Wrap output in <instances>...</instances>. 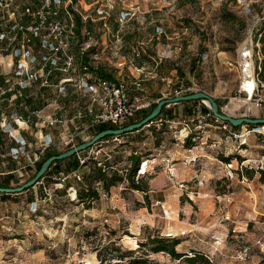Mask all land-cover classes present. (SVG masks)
<instances>
[{
	"label": "rangeland",
	"instance_id": "obj_1",
	"mask_svg": "<svg viewBox=\"0 0 264 264\" xmlns=\"http://www.w3.org/2000/svg\"><path fill=\"white\" fill-rule=\"evenodd\" d=\"M100 4L107 5L106 25L103 21L86 24H91L88 29L93 37L106 47L100 69L109 77L118 75L114 64L119 46V56L136 59L144 71L133 76L132 70L126 67L117 77L136 76L144 80L142 95L151 104L173 98L176 91L192 88L194 91L190 94L205 92L215 97L220 110L229 116L264 118V108H255L242 100L239 73L240 51L251 40L255 42L257 29L264 20V0H247L244 7L237 0H74L69 11L80 27L82 16L93 15ZM122 12L132 14L121 22ZM10 25L0 10V34L9 32ZM166 33L176 34L169 36L170 39ZM238 39L242 41L233 50ZM15 46L16 43L0 40V79L9 76V55ZM74 53H79L77 47ZM39 91L34 90L33 106L42 109L51 104L44 115L58 112L56 107L64 105L69 106V117L73 115L78 102L75 95L69 102L55 104L54 88H47L45 100L36 98ZM25 100L4 97L0 103L7 116L19 113L25 118L32 112ZM212 119L207 122L213 126H206L204 130L207 138L197 140L203 150L195 151L199 159L193 166L197 169L200 159L210 161V177L191 182L180 178L181 172L193 163L189 161L190 153L175 138L174 130L167 127L163 128L166 131H158L152 125L123 137L114 153L115 163L123 175L132 165L130 156L136 155L140 160L139 170L142 161H150L142 174L156 177L161 173L166 181L161 185L166 192L151 194L149 200L141 191L130 189L128 181L111 188L108 194L102 186L94 184L104 200L93 204L95 211H87L72 190L64 191L53 185L51 176L55 174H50L27 194L10 195L6 200L0 197V264H99L97 251L102 250L103 255L109 256V253L116 255L118 249L137 250L147 237L158 235L183 239L178 250L187 251L189 257L194 251L214 254L213 264H264V250L258 244L262 240L258 223L264 219V178L257 169L250 168L258 165L264 156V129L262 133L253 130V125L252 128L245 126L237 131L241 138H236L219 130L220 122ZM32 122L28 130L20 133L35 147L41 126L40 123L35 126L37 118H32ZM82 123L74 121L75 126ZM13 125L20 126L18 122ZM49 132L58 143L49 149L66 151L68 147L61 144L65 136L62 129L44 128V133ZM0 134L4 135L5 143V150L0 151V173L17 169L11 188L19 187L35 174L36 166L25 161L9 164L7 154L12 141L1 129ZM89 134L93 138L94 129ZM164 138L171 145L164 143L160 147ZM202 154L208 157L200 158ZM221 155L234 156L230 160L233 168L224 165L227 162ZM247 160L250 164L241 166ZM92 172L91 165L80 169L81 177ZM140 181L147 183L145 178ZM67 182L77 188L85 185L75 179ZM112 194L117 195L113 202ZM225 195L231 199L230 203L224 200ZM246 245L251 246V255L247 261L240 262L235 259L236 251ZM149 257L159 264H188L186 259L174 260L166 253H151Z\"/></svg>",
	"mask_w": 264,
	"mask_h": 264
},
{
	"label": "built area",
	"instance_id": "obj_2",
	"mask_svg": "<svg viewBox=\"0 0 264 264\" xmlns=\"http://www.w3.org/2000/svg\"><path fill=\"white\" fill-rule=\"evenodd\" d=\"M20 2H22V5L19 4ZM246 3L247 0H237V4L242 7ZM70 6L73 8L74 0H0V10L11 23L10 31L1 33L0 40L16 43L9 55L11 60L8 64L11 68L9 76L0 79V99L4 97L16 100H25L28 97L34 98L35 88L45 91L44 94L47 88L48 90L54 88L56 98L52 101L54 100L55 104H58V101H71L69 98L72 95H75L74 98L78 99L71 117L68 115L69 106L67 105L60 108L57 106L55 110L58 112L53 111L49 115H44V111L51 104L39 110L31 109L32 112L25 118L19 113L7 116L4 107L0 103V129L12 141L7 156L14 162L21 163L25 161L29 165L35 166L42 159V154L46 150L58 144L52 134L44 133V128L62 129V134H65V136L61 144L74 148L80 142H86L92 138L89 134L91 129H95L100 125H111L116 129L124 128L152 105L142 95L144 80H140L136 76L131 79L117 77L126 67L132 70L131 74L133 76L140 75L144 71L136 64V59L127 60L125 57H120L119 46L116 47L115 58L117 60L114 64L118 75L112 77L99 75L103 50L106 47L93 37L86 23L88 21H103L106 25L109 18L107 5L100 4L93 15L82 16L80 27L71 11H69ZM121 14L124 15V17H120L122 22L132 13L122 12ZM75 47L79 50L77 54L74 53ZM259 48L260 43L251 40L240 51V95L244 103L262 109L264 108V83L259 77L260 62L262 60L260 52H256V49ZM136 56L139 57L140 52ZM192 91H194L192 88L176 91L174 97L185 96L186 93ZM44 94H42L43 97ZM39 95L38 93L36 96L39 97ZM82 101L83 104L85 102L84 105ZM167 108H170V106ZM207 108L211 111L209 105ZM212 115V113L209 114V116L214 117ZM32 118H37L35 126H38L39 123L41 126L37 133L35 147L20 133V130H28L32 126ZM214 119L221 124L220 127H217L219 130H225L229 132L230 136L241 138L242 135L238 134L237 131H233L229 124L223 123L215 117ZM75 120L84 121V123L75 126ZM13 122L21 124L16 128ZM152 125L158 131H162L165 125L174 130L175 138L190 153V163H196L199 159L197 154L194 155L195 151L203 150L199 148L197 140L207 138L204 130L206 126H213L207 122V117L201 114L183 120L161 117L149 124L148 127H152ZM245 126L247 125L242 127ZM263 129L264 127L253 128V130H260L262 133ZM123 137H105L93 147L77 153L79 169L69 173L64 170L59 171L51 176L54 180L53 185L59 186L58 189L62 190L70 184L67 191L72 190L73 194L76 195V187L67 181L75 179L81 182L83 178L80 175V169L85 168L88 162H94L104 170L118 172L123 175V170H119L115 163L114 155L115 149L122 144ZM187 139H191L195 146L185 147ZM201 144H204L203 141H201ZM248 161L250 160L242 162L241 166L245 164V166H248L250 164ZM149 162L148 159L142 161V168L138 171V176L146 175L142 174V169L145 165L148 168ZM224 165L229 169L233 168L231 162ZM253 167L259 172L264 171V156L258 161V165H251L250 168L253 169ZM151 170L154 171L155 168H151ZM171 175L173 176V173ZM198 177L199 174L195 179H198ZM97 185L101 186V183ZM225 198L224 200L227 203L231 202L228 196L225 195ZM258 225L261 226L264 236V221L258 223ZM258 244L264 250L263 241H258ZM251 250V246H243L236 251L235 259L240 262L247 261L251 255ZM204 254L209 262L213 264L215 255L212 253Z\"/></svg>",
	"mask_w": 264,
	"mask_h": 264
},
{
	"label": "trees",
	"instance_id": "obj_3",
	"mask_svg": "<svg viewBox=\"0 0 264 264\" xmlns=\"http://www.w3.org/2000/svg\"><path fill=\"white\" fill-rule=\"evenodd\" d=\"M231 16L233 18H235V15H231ZM89 27H91L90 23L88 24V28ZM257 31H258V33H257V37L255 38V42L260 43V48L256 49V52L259 51L261 56H262V60L260 62L261 71L259 72V77H260V80L264 83V20L260 23V26L257 29ZM258 36H260V37H258ZM239 41H242V40L238 39L234 42L235 46L233 47V50H235L237 48V42H239ZM257 64H258V61H257ZM99 75H101L103 77H109L103 70L99 71ZM42 92H43L42 90L39 92V94H40L38 97L39 100H45V95H44V97L42 96V94H44L45 91L43 93ZM34 101L35 100L33 97H28L25 100L26 104L29 105L32 110H39V108H40L39 106H37V107L33 106ZM200 102L201 101H191L189 103H193V104L197 105ZM216 102L218 103L219 107H221L220 103L217 100H216ZM180 104L181 103H179L175 106L177 107ZM156 106H157V104H152L147 110H144L142 113H140V115L138 116L137 119L131 121L130 123H128L124 127H127L129 125H132V124H135V123L142 121L144 118H146L153 111V109ZM203 109L206 111H209L211 113V111L206 106H203ZM169 110H171V109H169ZM169 110L166 109V106L163 107L162 112L160 113V115L156 119H154V121L159 119L160 116H162L164 114V112L169 111ZM189 113L192 114V109L189 110ZM230 126H231V129L233 131H239L243 125L239 126V127H233L232 125H230ZM247 126L252 128V125H247ZM255 127H264V126L258 125ZM110 129H116V127H113L111 125L97 126L94 129L93 135L95 136V135H97L103 131L110 130ZM141 130H143V128L138 130V131H141ZM163 131H166V130L164 129ZM134 132H136V131H134ZM3 136H4L3 134H0V151L5 150V147H4L5 143H4L3 138H2ZM123 136H126V135H123ZM81 143L82 142H80L79 144H81ZM192 146H195V143H193L191 141V139H187L185 141V147L191 148ZM70 149L71 148L68 147V149L66 151H68ZM66 151H64V152H66ZM62 153L63 152L53 151L51 149L46 150L44 155L42 156V159L35 165L36 166V172L33 176H31L30 180L35 177V175L39 172L43 163L47 159H49L52 156L60 155ZM221 158L225 162H230V160L234 159V156L226 157L224 155H221ZM9 160H10L9 164H13V161L11 159H9ZM130 162L132 163V165L130 166L129 170L128 169L125 170L127 173L126 175H122L118 172H109L108 170H104L102 167H98L96 165V163H94V162L86 163V167H89V165H91V170H93V172L90 173L89 175L82 177L83 179L81 182L77 181L78 183H83L85 185H84V187H80V188L76 187V200H78L79 203L82 204L87 210H90L93 208V204L101 198V194L93 187L94 184L101 183L102 188L108 194V193H110L111 188H113L116 185H118L119 183H123L125 181L129 182V186H130L129 188L130 189L136 190V191H141L142 193H144L145 196H147L148 191H149L148 178H150V176L149 175L138 176L140 160H138V157H136V155L130 156ZM60 165H64L65 171L68 173L79 169V161L77 159V155H74L68 159H64L62 161H57V162L53 163L51 165L50 169L48 170V172L45 174L44 179L47 177H50L51 171L55 167H58ZM16 170L17 169L13 168L7 172H1L4 174L0 173V176H2V177H0V187H2V188H11L12 187L11 185H12V182L14 180V171H16ZM261 175H262V178H264V171H261ZM141 178H145L147 180V183L143 184L142 181H140ZM69 185H67L65 187V189H63V190L64 191L67 190V187ZM31 190H32V188L26 192H30ZM9 196L10 195L0 193V197L4 198L5 200L8 199ZM182 243H183V239H181L180 237H172L171 236V238H169V237H162L160 235L154 236V237L149 236V237H147V239L145 241L139 243L137 250H120V249H118L116 255L109 253V256L107 254L103 255L102 250H100V251H97V258L99 260V264H159L157 261H155L154 259H151L149 257L150 254L151 253H166V254L170 255L174 260L186 259L188 264H211L209 262V260L206 258L205 254L201 251H194L192 253V255H190V257L188 256V252L185 253V252L179 251L178 247Z\"/></svg>",
	"mask_w": 264,
	"mask_h": 264
},
{
	"label": "water",
	"instance_id": "obj_4",
	"mask_svg": "<svg viewBox=\"0 0 264 264\" xmlns=\"http://www.w3.org/2000/svg\"><path fill=\"white\" fill-rule=\"evenodd\" d=\"M190 101H201L204 104L208 102V105L211 109V112L213 116L222 121L223 123L230 124L233 127H239L242 125H263L264 126V118L262 119H252L248 117H242V118H234L232 116H229L225 113H223L220 110V107L218 103L216 102L215 97L205 93V92H196L190 95L185 96H176L173 98H166L162 99L157 103V106L153 109V111L142 121L129 125L127 127L121 128V129H110L103 131L97 135H95L93 138H91L89 141L82 142L81 144L77 145L74 148H71L70 150L63 152L60 155L52 156L49 159H47L39 172L35 175L34 178L29 180L28 182L24 183L23 185L15 188H2L0 187V193L1 194H7V195H18L23 194L26 191L30 190L31 188H35L37 185L41 183V181L44 179L45 174L50 169L51 165L57 161H62L64 159H68L77 153L83 152L87 150L88 148L93 147L95 144L100 142L102 139L108 136H123L130 133H133L134 131H138L142 128L147 127L149 124H151L154 119H156L160 113L162 112L163 107H168L171 105H177L182 102H190ZM208 105H206L208 107Z\"/></svg>",
	"mask_w": 264,
	"mask_h": 264
},
{
	"label": "crops",
	"instance_id": "obj_5",
	"mask_svg": "<svg viewBox=\"0 0 264 264\" xmlns=\"http://www.w3.org/2000/svg\"><path fill=\"white\" fill-rule=\"evenodd\" d=\"M179 30V29H178ZM167 34V33H166ZM176 33H172V34H167L168 35V38H170L169 36H172V35H175ZM171 39V38H170ZM169 62V61H168ZM171 62V61H170ZM185 95H190L189 94H185ZM191 102V101H190ZM201 103H198L197 105L193 104V103H189V102H182L180 105H178L177 107H175L174 109H167L169 111H166L164 112V114L161 117H164V118H169V119H176V120H183V119H187V118H191V117H195L197 115H204L207 117V120L208 121H212L214 117H211L209 116L210 112L209 111H206L203 109V106L200 105ZM175 106V105H174ZM192 109V114L189 113V110ZM179 111V113H178ZM212 113V112H211ZM24 116V115H23ZM213 116V115H212ZM21 124V123H19ZM168 126L165 125L164 128H167ZM169 128V127H168ZM140 132V131H139ZM221 132V131H219ZM50 133V132H49ZM134 133V132H133ZM52 134V133H50ZM131 135L130 134H127L126 136H129ZM166 143L168 146L171 145V142H169V139H166L164 138L163 141L161 142V145L160 147H162V145ZM202 149V148H201ZM186 151V150H185ZM202 151V150H201ZM187 156V155H185ZM208 156L207 155H204L202 154L200 158H207ZM190 158V157H189ZM190 160V159H189ZM197 163H193L191 166L192 167H189L186 171L184 170L183 172H181V175H180V178L184 181V182H191L192 180L195 179V177L199 174V177L198 179H201L202 177H210V171H209V165L211 164L210 161L206 160V159H200L198 164L200 166H202V168H200V166L197 167V169H194L193 166H196ZM64 170L65 171V167L64 165H60L58 167H55L50 174H56L58 173L59 171H62ZM16 172V171H14ZM1 174H4V173H1ZM161 173L157 174L156 177H151L148 178V181H149V191H148V194H147V199L149 200L151 197V194H157L158 192L160 191H164L166 192V190H163V188H161V185H165V179L163 177H161ZM164 183V184H163ZM176 190L178 191H183L182 189H179L177 187H175ZM114 189V188H113ZM25 194H27V192H25ZM200 194H202V192H200ZM117 195H114L112 194L110 197L112 198V202L115 200ZM104 200V198H100V202H102ZM109 201V199H106ZM111 202V203H112ZM207 208L211 209L212 206H209L208 204H206ZM90 210H94L95 211V208L93 207L92 209ZM90 210H87V211H90ZM261 219V218H260ZM264 221V219H263ZM264 229V227H263ZM262 241L264 243V236L262 234ZM183 243L180 245L182 246ZM182 252H185L187 253V251H182Z\"/></svg>",
	"mask_w": 264,
	"mask_h": 264
},
{
	"label": "bare ground",
	"instance_id": "obj_6",
	"mask_svg": "<svg viewBox=\"0 0 264 264\" xmlns=\"http://www.w3.org/2000/svg\"><path fill=\"white\" fill-rule=\"evenodd\" d=\"M206 104H208V102H206Z\"/></svg>",
	"mask_w": 264,
	"mask_h": 264
}]
</instances>
